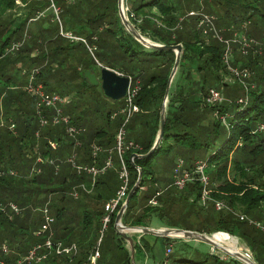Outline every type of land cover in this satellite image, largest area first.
Here are the masks:
<instances>
[{
	"label": "trees",
	"instance_id": "obj_1",
	"mask_svg": "<svg viewBox=\"0 0 264 264\" xmlns=\"http://www.w3.org/2000/svg\"><path fill=\"white\" fill-rule=\"evenodd\" d=\"M22 1L27 2L25 20L15 25L14 21L7 19L8 16L4 14L16 8V0H0V84H4L0 88V112L6 111V119H12L16 124L15 132L0 129V166L5 171L13 169L17 172L15 177H0V202L3 205L15 203L21 210L19 214L12 213V219L6 212L0 210V245L6 243L12 250L10 255L1 257L13 263L43 242V239L35 233L39 231L44 218L41 215H34L32 208L49 202L48 197L58 194L60 201L52 206L56 221L53 226L54 233H57L55 240L62 242L66 248L75 246L77 250L72 263L71 259L68 261L65 257H61L66 264H90L97 250L100 254L97 264H132L130 250L114 228L121 206L111 214L110 222L101 239L103 218L107 214L105 201L114 199L122 186L119 176L120 159L116 156V167L112 168L114 170L109 169L96 178L94 183L96 189L91 195L83 194V190H80L78 198L72 194L74 186L86 183L87 176L92 180L93 177L87 173L78 174L75 169L73 171L71 163L68 162L70 156L76 152L80 158L77 164L90 166L96 162L95 165L101 167L108 156L107 151L115 147L116 132L125 119V115L119 114L125 101L122 106L113 108L112 106L119 104L120 101L115 102L106 98L100 88V92L96 91V88L90 86L83 77L84 72L88 70L99 74L102 68H109L131 78L132 87L136 85L140 87L134 99L139 112L129 120V122L134 121L131 128L129 122L127 123L128 140L138 145L139 149L128 150L123 155L130 173L127 195L139 178L137 168L142 170V178L140 187L133 195L122 218L123 225L149 228L155 217L162 221L163 211L173 213L175 210H183L191 206V210L195 212L196 202L202 197L200 182L190 185L189 188H185L186 190L167 187L162 196H157L160 193L159 189L153 191L147 189L151 192L145 193L141 198L140 194L147 181L156 184L150 163L161 149V145L165 141L181 142L188 139L187 129L179 128L176 123L187 128H190L187 125L196 128L200 125V120L204 119L206 129L209 131L206 145L199 147L204 152L211 143L215 145L220 142V126L227 130L223 144H220L219 148L204 161L207 163L206 174L212 177L210 181L212 199L225 201L229 208L218 211L214 209V202L211 201L213 206L206 209L208 213L200 219L199 229H183L208 234L226 233L237 237L251 249L255 262L264 264V231L247 220H241L237 216L238 212H235L240 209L247 217L264 221V158H262L264 131L260 126L264 122V51L259 54L253 50L248 56H243L237 54L240 46L234 45L232 65L248 68L252 72L248 91L239 83L244 89L243 97L235 98L233 91L228 90L229 86L220 83L223 76L228 73L222 62L225 45L215 38L204 37L197 28L198 18L188 16L190 12L201 11V8L196 7L205 1L209 3L210 9L218 10L215 14L218 16L216 22L218 28L224 29L229 26V29L235 25L234 27H238L236 30L245 33L241 27L245 23L250 24L256 14L264 24V10L258 6L264 0H131L130 11L136 16V19L132 20L144 37L156 44H180L183 47L180 65L168 96L164 138L152 155L148 158H136L134 162L131 161V157L134 154H148L158 136L162 105L176 62L175 52L148 49L137 41L121 21L118 0H79L75 4H70L66 0H54L61 10L60 15L64 14V17L68 15L66 20L60 17L64 32L67 30L66 32L72 33V27H76V33H73L78 37H85L88 45L89 40L96 37L97 39L92 41L98 47V57L106 62L103 64L98 59L97 61L103 65L98 68V63L93 59L94 62L89 67L76 72L84 87L88 89V91L84 90V93H77V101L73 93H60L62 96L70 94L74 97L73 101L62 109L70 123L81 130L77 138L81 145L77 146L76 141L66 134L65 125V127L63 124L53 125L54 111L44 113L43 117L50 124L41 126V117L36 112L35 98L21 87L17 90H8L7 88L12 86L11 80L4 78L3 71L9 65L20 68L25 65L27 69L23 70L29 77L33 70H38V81L47 89L59 69L60 63L57 60L60 58V53L74 49L72 45L76 43L86 48L88 46L81 41L71 42L59 35V38L70 42L66 47L57 38L49 41L52 45L47 46L46 51L39 50V37L44 31L40 30L42 24L40 20L43 18L37 19V16L39 12L50 6V2L49 0L30 3L29 0ZM154 10L157 13L153 12ZM206 13L214 15L213 12ZM52 16L59 31L60 24L55 16ZM181 18L184 20L180 28L176 29ZM33 19L36 20L31 21ZM27 24L28 28L24 30ZM55 24L51 23V25ZM86 27H91L93 32L87 35ZM262 30V35L257 29L245 35L262 40L264 27ZM26 31L27 33L30 31L31 35H28L30 42L28 43L27 39L19 52L3 56L14 42L22 40ZM231 35L224 33L225 38H230ZM35 51L37 55L34 57ZM112 51L116 53L114 60H111ZM7 59L11 60L2 64ZM59 72L60 77L63 78L65 70L60 69ZM93 88L95 89L92 90ZM211 89L218 90L224 97L233 98V101L207 102ZM239 99L243 102L239 103ZM95 103L102 104V107L94 108ZM114 114L117 116L113 118ZM50 141L57 142L58 148L53 149ZM94 145L103 150L97 158L93 156ZM39 156L48 162L53 160L54 164L38 163ZM35 166L41 170L40 173L33 171ZM56 166H59L60 173L56 171ZM193 167L187 170H193ZM229 173L234 174L231 180L228 179ZM220 181L221 184L215 187V182ZM71 190L72 196L68 197L66 193ZM42 196H47L44 202H41ZM155 197H159L160 207L148 205ZM55 200L57 202V197ZM164 227L179 228L173 225ZM109 231L111 235L108 236ZM133 239L136 262L139 264L146 255V250L151 251V246L142 235L140 238L134 236ZM169 241L171 239L164 238L166 245ZM208 256L209 258L203 262L176 258L168 264H214L209 262V259L213 258L222 264L241 262L236 258L227 261L215 255ZM170 258L171 255H168L161 263L166 264ZM58 259L59 257L54 255L46 262L62 264Z\"/></svg>",
	"mask_w": 264,
	"mask_h": 264
},
{
	"label": "rangeland",
	"instance_id": "obj_2",
	"mask_svg": "<svg viewBox=\"0 0 264 264\" xmlns=\"http://www.w3.org/2000/svg\"><path fill=\"white\" fill-rule=\"evenodd\" d=\"M18 1L20 3H18ZM36 1L29 0V3L30 2H36ZM78 1L79 0H75V2L73 4H75ZM206 1H209V0H206ZM97 3H99V2H97ZM130 3H131V0H124V5H123L124 14H125L126 20L129 22V24H131L132 26H134L138 30L136 24H134V22L132 20L133 18L130 17V15L132 13L130 11L131 10ZM23 5H25V6H23ZM258 6H259L260 9L264 10V2L259 3ZM26 7H27V2H24V1L22 2V0H16V8L12 9L11 11H7V13H5L4 15L8 16L7 19L10 18V20H12V22L14 21L13 23H15V25L18 24V23L20 24V23H22L25 20ZM57 8H59V6H57ZM196 8L197 9L201 8L200 12L201 13H205V14H206V12H213L214 16H216L217 21H218V16L215 15L216 13H218V10L210 9L208 2H205V1L201 2V3H199L197 5ZM49 11H50L49 9H48V11H45L46 12L45 16H43L41 18L46 17L47 13H50ZM153 12L157 13L156 10H154ZM60 14H61V10H60V13H59V20H58L56 18L55 14L53 13V15L55 16L57 22L60 24V27L62 28V25H61L62 22H61L60 17H62L63 20H66L68 15L66 17H64V14H62V15H60ZM119 15H120V12H119ZM121 21H122V19H121ZM41 22H44V21H41ZM122 23H123V21H122ZM32 24H34V22ZM32 24H30V25H32ZM45 26L48 27L47 24H45ZM234 26L235 25H232V27H234ZM124 27H125V25H124ZM228 27L229 26L225 27L224 30H222V32L226 33V34L231 33L232 35H231L230 38H235L236 37L235 34L237 35V34H239L241 32V31L239 33L235 32V31H231L230 32V31L227 30ZM263 27H264L263 22H261V19H260L259 15L256 14V15L253 16L252 22L245 29V34L247 35V33L249 31H254L255 29H257V30L260 31V35H262V32H263L262 28ZM26 28H28V24L25 26L24 30H26ZM53 28H55V29H53ZM234 28L235 29H233V30H236L238 27H234ZM51 29H53V30L52 31H48L46 33L45 32L42 33L43 34L42 36H40V34H39V36H40L39 37V41L40 42L38 44V49L39 50L46 51V47L49 46V45H52V43H50L49 41L59 38V35L62 36L63 38H65V39L71 41V42H80V41H76V40H70L66 36L60 34L61 29L58 31L56 24L55 25H51ZM72 29H73L72 30V34L74 36H76L74 33H76L77 28L76 27H72ZM125 29L127 30L126 27H125ZM85 30L88 31L87 35H89V34H91L93 32L91 27H88V28L86 27ZM261 30H262V32H261ZM127 31L129 32V30H127ZM138 32H140V31L138 30ZM22 33H20V34H22ZM20 34H18V36ZM28 35H31L30 31H29ZM76 37H78V36H76ZM80 38H83V37H80ZM93 39L96 40L97 38L94 37ZM93 39L89 40L90 50L88 48H86L84 45H80L79 46V44L76 43V44L72 45V46H74L73 47L74 49H70L67 52L60 53V58L57 60L60 63V66H59V69L57 70V72L53 76L52 84L49 83V86H47L48 90L45 87L47 92L50 91L49 93H56V94H59V95H61L60 93H64V94L73 93V95L75 96V101H77L78 100V98L76 97L77 93H84V90L88 91V89H86L84 87V85H83V83L81 81V78L77 76L76 72L78 70H82L83 68L89 67L90 64H92L94 62V60L98 63V65H99L98 68H101L103 66V65H101L98 62L99 60L101 62H103V64H106L105 60H103L102 58L98 57V47L96 46L95 43H93V41H92ZM59 41L65 47L70 43V42H68V41H66L64 39H61V38H59ZM29 42H30V38L28 39V43ZM233 53H234V51H233ZM237 54L242 55L241 50H239L237 52ZM108 55H109V53H108ZM115 55H116V53L114 51H112L111 52V60L115 59ZM117 55H118V53H117ZM11 58L13 59V57H11ZM9 60H11V59L4 60V62H2V64L6 63V62H9ZM23 69H27V66L24 65L23 67L20 68V67H15V66L9 65V66H7L4 69V71H3L4 78L10 79L11 80V84H12V86L8 87L9 89L7 88L8 90L21 89L25 85L28 84L29 77L25 74V70H23ZM60 69L65 70V74L63 75V78L60 77V72H59ZM56 81H57V84H56ZM58 82H59V85H58ZM220 83L223 84V85L229 86L228 90L229 91H233V93H232L233 97H235V98L243 97V90L244 89L239 86V83H237L234 80L233 76L230 75L229 73H226L223 76V78H222ZM1 87H3V86H1ZM16 87H21V88H16ZM95 88H96V91H98V92L101 91L99 89V87H95ZM95 88H93L92 90H94ZM220 90H223V89H220ZM51 91H53V92H51ZM232 94H231V96H232ZM68 97L70 98V101L72 102L74 97L71 96L70 94H69ZM221 98H222V100L219 101V102H222V103H231L233 101V98H230L228 96L224 97L223 95H221ZM124 101L125 100L123 99V100H121L119 102V104L117 103L116 105H113L112 107L113 108H117L118 106H122ZM165 102H166V112H167L169 98L165 99L164 103ZM69 104H67L65 107H67ZM97 107H102V104H96L95 103L94 104V108H97ZM119 114H122V112L119 113ZM5 115H6V111L2 110V112H0V117L6 120ZM134 116L135 115H133L132 118ZM132 118H131V120H132ZM209 119H211V117H209ZM207 122H208V120H207ZM128 124H129V128H131L132 125L134 124V121L129 122ZM199 124L200 125H198V127H196V128H193L190 125H187V126L190 127V128H187V127L181 126L180 123H178V124L176 123V125L179 128L184 129V130L187 129L186 131H187V133L189 135L188 139H186L185 141H181V142L165 141L161 145V149L154 156V158L152 159V161L150 163L151 171H152V173H153V175L155 176V179H156V184L154 182V185H153V183L151 181H147L145 183V188L141 191L140 198L143 195H145V193L147 194V192H151V191H148L147 189H150V190L152 189V191L154 189H159L160 193L157 196H160V195L162 196L164 194L163 191L167 187H170V189H172V188L176 189L175 187L172 186V184L174 182L175 177L182 170L190 169L191 166L195 167L197 162H205L204 159L209 158L211 156L212 152L215 151L216 149H218L220 144L221 145L223 144V141L226 139V136H227V130L223 126H220L219 127L220 128L219 129L220 142H218L215 145H212V143H211L209 148L206 150V152H204L203 150L199 149V147L201 145L206 143L205 142L206 139H209L208 138L209 137V135H208L209 131L206 129V121H204V119H201ZM4 129H6V128H4ZM118 131H119V129L117 130L116 134L118 133ZM127 136H128V134H127ZM195 138H196V141H195ZM195 146H196V148H195ZM74 153H76V152H74ZM134 155L142 156L141 154H134ZM116 156L119 158V156L115 152L113 154V158H114V166H113V168L116 167V165H115ZM78 157H77V161L80 159ZM39 158H41V156H39ZM177 158H178V160H177ZM179 158H181V159H179ZM262 158H264V157H262ZM198 159H202V160H198ZM46 163L47 162H45V164ZM34 168L38 169L37 166H35ZM74 169L75 168L72 166V170L73 171H74ZM59 170H60V168H59ZM59 170H58V172H59ZM112 170H114V169H112ZM260 170H262V169H260ZM172 175H173V180L171 181ZM31 176H33V175H31ZM233 176H234L233 173H231V174L229 173L228 174V179L229 180L233 179ZM209 178H210V181H211L212 177H209ZM263 178H264V176H263ZM196 182H198V180H197V178H194L192 181H190L188 183L186 188H189L190 185L196 184ZM221 182L222 181L215 182V187H218L221 184ZM209 187L211 188L210 183H209L208 188ZM71 192H72V190L70 192L66 193L68 197L72 196ZM55 197H57V202L55 200ZM46 198H47V196H45V197L42 196L41 197V202H44V200ZM58 198L60 199L58 194H56L55 196L53 195L52 197H48V201L49 202H44L39 207L32 208L33 214L37 215V216H39V215L43 216V210L46 208V206L48 204L49 205L48 206L49 213L55 219V217L53 216L54 215V210L52 209V206H55L56 204H58V202L60 201V200L58 201ZM158 198L159 197H157V198L155 197L154 199H152L154 202L153 203L149 202L148 205L149 206H155V207L159 206L160 207L161 206V201L159 202ZM192 200L193 199H191V201ZM223 202L226 204L225 201H223ZM212 203L213 202H211L209 200H207L205 202L202 201V197H201V199L198 202H196V204H197L196 206L197 207H194L195 208L194 209L195 212L193 210H191V206H188V207L184 208L183 210H175L173 213H170L169 211H163L164 215H163L162 221L158 220L157 217H155L153 219V221H152L151 227H149L148 229L157 230V231H170L172 229H183V228H191V229H194V230L195 229H199L198 225L200 224V219L203 218L208 213V211L206 209L211 208V206H213ZM205 207H208V208H205ZM214 209H216L215 206H214ZM235 212H238L237 214H239V215H245L240 209L238 211L236 210ZM249 218L251 220L255 221L256 223L259 222L260 223V227L261 226L264 227V221H258V220H255V219L251 218V217H249ZM55 222L52 225V229H53V226H54ZM67 222H68V220L66 221V223ZM166 225L178 226L179 228H167V227H164ZM140 228H143V227H140ZM40 229H41V227H40ZM40 229H39V231H40ZM39 231H37L35 233L36 236H38V232ZM194 232H197V233H200V234H204L205 236L212 238L215 242H217L221 246V248L216 247V246H212V245L207 244L205 242L195 241V240H191L190 241V239H184V238H180V237H159V236H156V237H158L160 239H163V240H164V238L171 239V241H169V243L167 245L165 243V246L167 248L163 250V252H164V255H163L164 257L163 258L164 259L166 257H168V255H171V258L166 262V264L172 263V261H174L176 258H178L179 260H185L186 259V260H194L196 262L197 261L203 262V261H205L206 259L209 258V256H208L209 254L215 255L218 258L222 259V260H227V261L229 260L230 261L231 259L234 258L232 255L238 254V253L249 254L250 258L255 262L254 255H253L251 249L248 247V245L244 241H242L241 239H239L237 237H232V236H230V235H228L226 233H218V232L217 233H213V234L201 233V232H198V231H194ZM142 233L143 232L131 231L128 234L130 236H132V237H134V236L138 237L139 235H142ZM107 235L108 236L111 235V231H109L107 233ZM55 236H57V233L56 234L54 233L53 241L62 243V242H60L58 240H55ZM40 237L42 238L43 236H40ZM151 239H153V237H151ZM125 246L130 250L129 244H128L127 241H125ZM63 248H66V247L63 246ZM222 249H226L232 255L226 253ZM146 251H147L146 255L144 256V258L141 261L142 263L140 262L139 264H162L161 262H159V263L155 262V260L152 258V254H150V251L149 250H146ZM76 252H77V250L71 251L69 254L64 253V254H58V255L55 252H52V253H50L49 258L53 257L54 255L58 256L59 257L58 261L61 262L62 264H66V262H64V259L61 258V257H65L68 261H69V259H71L70 261L72 263L73 262V256H75ZM213 259H209V262H214V264H222V263L216 262L215 259H214L215 260L214 261ZM241 262H243V263H241ZM241 262H239V263L231 262V263H233V264H248V263H246L244 261H241ZM41 263L42 264H47L46 261H43ZM41 263H39V264H41ZM32 264H36V263H32ZM90 264H92V259H91V263ZM95 264H97V261L95 262ZM136 264H138V263L136 262Z\"/></svg>",
	"mask_w": 264,
	"mask_h": 264
},
{
	"label": "built area",
	"instance_id": "obj_3",
	"mask_svg": "<svg viewBox=\"0 0 264 264\" xmlns=\"http://www.w3.org/2000/svg\"><path fill=\"white\" fill-rule=\"evenodd\" d=\"M34 1H36V0H34ZM66 1L70 4H73L75 2V0H66ZM49 2H50V9L49 10L52 11L55 14L56 18L59 20L60 9L57 8L54 0H49ZM18 3H20V2L18 1ZM23 6H25V5H23ZM45 14H46L45 11L38 13L37 19L45 16ZM188 16L198 18L197 19V28H198V30H200L202 32L204 37H206V38L211 37L213 39L215 38L225 45V52L222 56V62L225 65L226 69L228 70V73L233 76L234 80L236 82L240 83L248 91V86H249L248 82L251 80L252 72L248 68L235 67L232 65V58L234 55L233 47H234V45H239L243 56H248L249 53L253 50L256 53L262 54L264 51V36H263L262 40H257L255 38H249L245 35L244 32H240L238 30H233L235 28L231 27L227 30L230 32L235 31L237 33H239V32L240 33L237 34L238 36L235 34V36H236L235 38H225L224 33L222 32V30H224V29H220L217 26L216 16H214L212 14H208V13H206V14L201 13L200 11L190 12L188 14ZM130 17L133 19H136L134 13H131ZM34 20H36V19H33L31 21H34ZM183 20H184V18L180 19V22H179L178 26H176V29L180 28ZM248 25H249V22L245 23L241 27V30H245ZM60 33L64 36H66L67 38H69L70 40H76V41H81V42L85 43L89 48V45H88V42L86 39L76 37L71 32H64V30L62 28H61ZM27 39H28V33L26 31L22 40H20L18 42H14L6 50V52L3 56L8 55V54H15V53L19 52L24 47ZM36 55H37V52H34L33 56L35 57ZM37 75H38V70H33L29 74L28 84L26 86H24L23 89L27 92V94H29L30 96H32L36 100V112H37L38 116L41 117V123H40L41 126L45 127V126L50 124L49 121L43 117L44 113L54 111L55 114L52 118L53 125H55V126L62 125V124H63V126L65 125L66 127L65 126L64 127H65L66 134H68L69 137H71L72 139H74L76 141L77 146H80L81 143L79 142V140L77 138L80 135L81 130H78L76 127H74L70 123V120L65 116V114L63 113V109H62L64 106H66L67 104H69L71 102L70 98L68 96H62V95H59L56 93L47 92L44 84L42 82L38 81ZM130 80H131V83H130V87L128 90V94L124 99L125 105L121 111L122 114L125 115V119H124V122L121 125V127H120V129L116 135L115 147L113 149L107 151L108 156L106 157V160L104 161L103 166L99 167V166L95 165L96 162L94 163V165H90V166L79 165V164H77V157H78L77 153H73L70 156V158L68 159V162L71 163V165L76 169L78 174H82V173L90 174L93 177V184H94L96 181V178L99 175L105 174L106 171L113 168V166H114L113 154L115 152L117 153V155L120 158L121 166L119 169V176H120V180L122 181V186H121L120 190L117 192L116 197L114 199L110 200L105 206V211L107 214L103 218V229L101 232V239L104 235V232L107 228L108 223L110 222L111 214H113L119 206H121V208H122V206L124 205L126 198L128 196L127 193L129 190L130 173L128 170V166L123 159V155L125 154L126 151H128L130 149L131 150L132 149H134V150L139 149V146L136 145L133 141H129L128 136H127V123L129 122V120L132 118V116L135 113L139 112V108L134 103V99H135L138 91L140 90V87H139V85L132 87V79L130 78ZM3 85L4 84H0V88ZM16 88H19V87H16ZM221 100H222L221 94L218 90L211 89L209 91V96L207 97V102L216 103V102H219ZM238 102L242 103L243 100L239 99ZM115 116H117V114H114L113 118ZM260 126H261V130L264 131V122L261 123ZM4 128L9 129L10 131L14 132L16 129V124L13 122L12 119H9V120L6 119L5 120V119L0 117V129H4ZM49 143L53 149H57V146H58L57 142L50 141ZM102 151L103 150L99 146L94 145L93 146L94 158H97L98 154H100ZM131 160L134 161L135 158L132 156ZM39 162L40 163L47 162L50 164H54L53 160H50L48 162V160L46 161L42 158H38V163ZM206 168H207L206 162H197L195 167L193 168V170H187V169L182 170L175 177L172 186L179 189V190H184L190 181H192L194 178H197L198 182H200L202 184V201H204V202L207 200L213 201L214 206H215L216 210H218V211H222L224 209H227L228 206L223 201H218V200L212 199V197H211L212 196L211 195L212 190L210 187L208 188L209 183H210V178L206 174ZM58 170H59V166H56V171H58ZM33 171L35 173L41 172V170L39 168L34 169ZM3 176L15 177V176H17V172L13 169H9V170L5 171L0 166V177H3ZM80 190H83L85 192H89V189L85 185H80L78 187H75L73 192H72V194L75 198L79 197ZM157 195H159V193ZM150 202L153 203L154 201L151 200ZM48 206L49 205L47 204L46 208L43 210L44 222L41 226L40 231L38 232V237L43 236L42 237L43 242L34 246L31 250H29V252L26 255L21 256L18 260H16L13 263L6 261L3 257H1L2 255L7 256V255H10L12 253V250L9 247V245L6 243H2L0 245V264H32V263L39 264L43 261H46L49 258L50 253H52V252H55L58 255V254H64V253L69 254L71 251L76 250L75 246H73L71 248H63L62 243L53 241L54 231L52 229V225L55 222V219L49 213ZM0 210L6 212V214H8V216H10L11 219L13 218L12 213L13 214H19L21 211L20 208L15 203H9L8 205H3L1 202H0ZM237 216H239L241 220H247L250 223L255 224L259 228L262 227V226L260 227L259 222L256 223L255 221L251 220L246 215H239L238 214ZM261 229L264 231V227H262ZM244 255L247 256L249 259H251L249 254H244ZM99 256H100V254L97 250L95 255L92 257V264H95V262L97 261Z\"/></svg>",
	"mask_w": 264,
	"mask_h": 264
},
{
	"label": "water",
	"instance_id": "obj_4",
	"mask_svg": "<svg viewBox=\"0 0 264 264\" xmlns=\"http://www.w3.org/2000/svg\"><path fill=\"white\" fill-rule=\"evenodd\" d=\"M123 5H124V0H118L120 17L123 21V24L127 28V30H129V32L134 36V38L137 41H139L143 46H145L148 49H152L156 51H174L176 54V62L173 67L172 73L170 75L168 87L166 90L165 99H168L172 82L174 80V77L176 76V73L180 65L183 47L180 44L178 45L156 44L152 42L150 39L144 37L140 32H138V30L134 26L129 24V22L126 20L124 10H123ZM83 77L90 86L99 87L102 90L106 98L112 101H115V102L125 99V97L128 94V90H129L130 83H131V80L129 77L118 74L116 71L111 70L109 68H102L99 74H97L93 70H88L84 72ZM166 116H167V112H166V102H165L162 105L160 130H159V133H158V136H157V139L155 141L153 148L146 155H142V156L133 155L134 158H148L159 147L160 143L162 142L164 138ZM137 169L139 171V178L136 184L134 185V187L129 192L124 205L122 206L119 213L117 214L115 224H114V228L118 232L120 237L123 240L127 241L129 244L132 264H136V251H135L134 239L132 236L128 234L131 231L143 232L144 234H151V235H155L159 237H180L184 239H190V241L195 240V241L205 242L212 246L221 248V246L218 243H216L212 238L207 237L204 234L194 232V231H188V230H183V229H172L170 231H157V230H152L148 228L127 227L123 225L122 218L127 210V207L133 195L136 193V191L140 187V182L142 178V170L140 168H137ZM222 250L232 255L226 249H222ZM232 256L248 264H256L242 253L234 254Z\"/></svg>",
	"mask_w": 264,
	"mask_h": 264
},
{
	"label": "crops",
	"instance_id": "obj_5",
	"mask_svg": "<svg viewBox=\"0 0 264 264\" xmlns=\"http://www.w3.org/2000/svg\"><path fill=\"white\" fill-rule=\"evenodd\" d=\"M48 9H50V6L46 9V10H44V11H48ZM50 13H47V16L46 17H44L43 19H41L40 21H43L44 20V22H42V24H41V28H40V30L41 31H44V32H46L47 30H50L51 29V23L52 24H55V22H54V19H53V12L52 11H49ZM51 19V21H49ZM45 24H47L48 25V27L47 26H45ZM15 28V26H13V29ZM118 73V72H117ZM120 74V73H119ZM157 139V138H156ZM117 159V158H116ZM179 159H181V158H179ZM177 160H178V158H177ZM198 160H202V159H198ZM171 179V178H170ZM87 181H86V183H80V185H85L88 189H89V192H83L82 191V193L83 194H89V195H91L94 191H95V189H94V184H93V180L91 179V177L89 178L88 176H87V179H86ZM173 180V175H172V179H171V181ZM96 182V181H95ZM80 185H77V186H75V187H78V186H80ZM165 189V188H164ZM111 200V199H110ZM110 200H106L105 201V204L106 203H108ZM142 236H144V238L146 239V241L149 243V245L151 246V251H150V254H152V258L155 260V262H157V263H159V262H162L163 261V255H164V252H163V250L164 249H166L167 247L165 246V242H164V240L163 239H160V238H158V237H156L155 235H151V234H144V233H142ZM141 237V235H139L138 236V238H140ZM151 237H153V239H151ZM153 250V251H152Z\"/></svg>",
	"mask_w": 264,
	"mask_h": 264
},
{
	"label": "bare ground",
	"instance_id": "obj_6",
	"mask_svg": "<svg viewBox=\"0 0 264 264\" xmlns=\"http://www.w3.org/2000/svg\"><path fill=\"white\" fill-rule=\"evenodd\" d=\"M217 243V242H216Z\"/></svg>",
	"mask_w": 264,
	"mask_h": 264
}]
</instances>
